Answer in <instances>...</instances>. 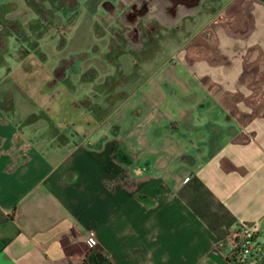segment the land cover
<instances>
[{
	"label": "crops",
	"instance_id": "1",
	"mask_svg": "<svg viewBox=\"0 0 264 264\" xmlns=\"http://www.w3.org/2000/svg\"><path fill=\"white\" fill-rule=\"evenodd\" d=\"M198 1L167 67L147 37L103 34L91 56L64 41L81 12L115 5L118 27L138 12L123 4L150 0H56L47 16L0 0L31 15L0 26V264H84L91 249L111 264H230L237 224L264 237V0Z\"/></svg>",
	"mask_w": 264,
	"mask_h": 264
},
{
	"label": "rangeland",
	"instance_id": "2",
	"mask_svg": "<svg viewBox=\"0 0 264 264\" xmlns=\"http://www.w3.org/2000/svg\"><path fill=\"white\" fill-rule=\"evenodd\" d=\"M29 1V4L31 2H34L36 4L31 5L34 7V10L38 9L39 12H42L44 16H47L49 11H51V7L55 8L57 6L56 0H27ZM148 5H141L139 8L137 5L128 3L123 4L122 8L118 11H125L126 9H129L128 13L132 12L135 9H138V12L135 13V16H130L129 18H125L123 20V23L118 21L119 25L118 27H112V23H109V21L112 19V14L110 16H107L106 13L108 12H114L115 10V5H109L108 11L105 9L97 10L98 14L100 15L99 21L103 24L96 20L94 15L91 16H86L84 12H81V15L78 17V20L76 22L75 27L72 29V31L69 33V36L64 39V41L67 44V50H75L76 52H72V55H79L81 51H86L89 50L88 53L93 55V53H96V51H93L92 48L94 46H100L104 45L107 43H110L108 40V36H104L103 34L110 35V32H114V36L116 35V31L118 30L119 32H124L125 36L127 37L129 43L132 45H135L136 47H140L142 40L147 37L148 42H157L166 45L168 47L164 52L158 53L157 58V65L164 64L167 67L174 66L176 65L179 67L178 62L176 61L175 57V52L177 49L176 44L168 43L167 41L171 40L172 37H175L178 34L177 41L179 44H183L185 42L184 35L183 33H180V30L176 29V27L180 26L181 24H185L186 26H189L190 21H192V18L195 16V13L198 12L199 8L201 7L202 2L198 1L199 4H196L194 6L191 5V2H187V0H183V2L180 1L179 4H170L167 0H159L157 2L158 4L156 7H154V2ZM171 5V6H170ZM121 7V6H120ZM170 7V8H169ZM203 7V6H202ZM201 7V8H202ZM213 8H219L218 5H212ZM172 8H175L176 12L171 11ZM27 9L25 5L22 4H11L9 8L6 10L0 11V26L4 28H12L15 30H18L19 23L21 21H24L23 19L30 18V12L26 13L24 12ZM157 9V10H156ZM159 9V10H158ZM155 10V11H154ZM161 11V12H160ZM3 13V14H1ZM140 13V14H139ZM107 16L108 18L105 19L104 17L101 16ZM160 16V18H156L157 16ZM64 15L59 14L58 20L51 21L52 24H55L57 22H63ZM156 16V17H155ZM217 18L214 20L216 21ZM157 21V22H156ZM154 24H156V28H160L162 31L161 33L159 32V35H157L154 39L153 35L149 34L151 33L150 27H152ZM159 25V27H157ZM244 23L242 24L243 27ZM54 26L50 28L52 32H54ZM103 26V27H102ZM216 27L218 26L217 24L215 25ZM68 27V24L66 25ZM102 27V29H101ZM153 28V27H152ZM9 29V28H8ZM183 29V28H181ZM70 29L66 30L68 32ZM145 33V34H144ZM147 34V35H146ZM189 37V36H188ZM187 37V38H188ZM201 37V36H200ZM194 37V42L199 43H205L201 38ZM139 38V40H138ZM246 36L242 39H245ZM18 40V39H17ZM117 41V38L114 39ZM151 40V41H149ZM167 40V41H166ZM14 38L9 39L10 44H15ZM193 41L190 40L188 43H192ZM214 43H217L213 41ZM126 44V43H125ZM89 56V55H88ZM77 62L81 63L85 61L84 59H76ZM117 62L124 63L128 62L129 64H132V55H123L119 58ZM116 62V63H117ZM123 65V64H122ZM177 74L181 75H186L185 72H183L182 69L177 68ZM164 71L158 70L156 73V77H162ZM176 74V75H177ZM257 91L260 93L264 92V89L262 87H257Z\"/></svg>",
	"mask_w": 264,
	"mask_h": 264
},
{
	"label": "built area",
	"instance_id": "3",
	"mask_svg": "<svg viewBox=\"0 0 264 264\" xmlns=\"http://www.w3.org/2000/svg\"><path fill=\"white\" fill-rule=\"evenodd\" d=\"M227 259L230 264H250L264 253V237L246 223L237 224L229 233ZM86 243L94 248L97 239L93 234L86 237Z\"/></svg>",
	"mask_w": 264,
	"mask_h": 264
},
{
	"label": "trees",
	"instance_id": "4",
	"mask_svg": "<svg viewBox=\"0 0 264 264\" xmlns=\"http://www.w3.org/2000/svg\"><path fill=\"white\" fill-rule=\"evenodd\" d=\"M84 264H111V262L98 250L91 249L84 258Z\"/></svg>",
	"mask_w": 264,
	"mask_h": 264
},
{
	"label": "flooded vegetation",
	"instance_id": "5",
	"mask_svg": "<svg viewBox=\"0 0 264 264\" xmlns=\"http://www.w3.org/2000/svg\"><path fill=\"white\" fill-rule=\"evenodd\" d=\"M194 2H195V0H194ZM173 3L175 4L176 3V1L175 0H173ZM193 3L191 2V5H192Z\"/></svg>",
	"mask_w": 264,
	"mask_h": 264
}]
</instances>
